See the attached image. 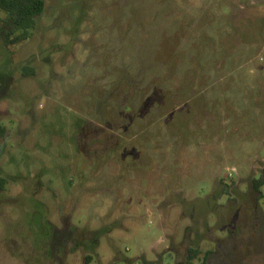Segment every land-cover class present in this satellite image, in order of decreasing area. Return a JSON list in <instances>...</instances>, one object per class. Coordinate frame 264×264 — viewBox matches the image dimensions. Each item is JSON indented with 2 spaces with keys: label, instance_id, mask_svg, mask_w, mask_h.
<instances>
[{
  "label": "rangeland",
  "instance_id": "obj_1",
  "mask_svg": "<svg viewBox=\"0 0 264 264\" xmlns=\"http://www.w3.org/2000/svg\"><path fill=\"white\" fill-rule=\"evenodd\" d=\"M44 1L0 42V264H264V0Z\"/></svg>",
  "mask_w": 264,
  "mask_h": 264
},
{
  "label": "trees",
  "instance_id": "obj_2",
  "mask_svg": "<svg viewBox=\"0 0 264 264\" xmlns=\"http://www.w3.org/2000/svg\"><path fill=\"white\" fill-rule=\"evenodd\" d=\"M46 9L44 0H0V10L5 13V17L0 19V42L5 48L21 44L31 37V30L35 28L37 19L42 16ZM24 76L32 74L31 67L25 66L22 69ZM4 136V128L0 125V137ZM264 174V169H263ZM7 181L0 178V190L4 189ZM264 186V178L254 180V188L257 192ZM228 188V186H226ZM228 195V191H224ZM221 249V244L216 246V250ZM224 250H221V253ZM214 250H203L199 246H190L187 250L186 264H194L200 261L206 264ZM88 264L91 257L88 258Z\"/></svg>",
  "mask_w": 264,
  "mask_h": 264
}]
</instances>
